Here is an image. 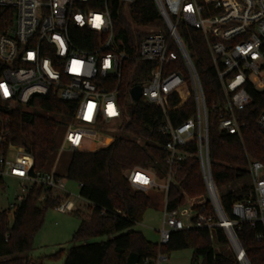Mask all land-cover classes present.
Segmentation results:
<instances>
[{
    "label": "built area",
    "instance_id": "1",
    "mask_svg": "<svg viewBox=\"0 0 264 264\" xmlns=\"http://www.w3.org/2000/svg\"><path fill=\"white\" fill-rule=\"evenodd\" d=\"M134 2L104 0L103 5H98L95 0H0V191L6 194L15 185L13 201L1 208L9 224L21 203L33 192H40L39 202H44L50 191L54 195L66 194L63 176L55 170L35 169L33 155L11 140L13 112H33V99L50 93L74 101L73 120L58 146V156L88 150V144L95 145L92 149L95 150L99 141L104 144L122 120L119 87L124 61L129 57L116 36L113 10L129 18ZM154 2L164 26L147 29L139 45L137 60L153 64L148 78L140 84V99L163 107L165 97L184 82L182 66L191 79L196 117L177 126L166 117L161 126L160 131L170 137L165 145L169 168L164 178L141 167L128 170L126 176L135 190H164L161 244H167L174 231L206 228L217 251L231 252L240 264H251L237 229L244 223L264 227V163L249 158L251 193L233 204L229 217L212 174L208 139L210 110L179 24L183 21L204 33L224 93L223 109L228 113L222 116L220 128L241 134L244 124L237 119L235 111L252 103L250 86L264 90V0ZM96 17H100L99 22ZM77 41L91 48L84 49ZM257 125L264 130V108ZM192 141L198 146L206 195L189 205L170 209L168 191L179 163L189 154L183 147ZM159 179H164V183L159 184ZM75 208L69 199L56 207L60 212ZM216 228H222L227 236L224 250L217 244ZM258 239L264 241V228Z\"/></svg>",
    "mask_w": 264,
    "mask_h": 264
},
{
    "label": "trees",
    "instance_id": "2",
    "mask_svg": "<svg viewBox=\"0 0 264 264\" xmlns=\"http://www.w3.org/2000/svg\"><path fill=\"white\" fill-rule=\"evenodd\" d=\"M95 1L98 5L104 3V0ZM113 16L120 47L129 55L124 61L119 87L122 120L109 145L71 152L66 178L79 183V193L88 202V212L76 211L80 224L63 264H158L160 256L167 257L175 250L186 248L193 249L191 264H240L233 253L215 249L206 228L174 231L167 244L150 241L143 232L133 229L152 206V199L149 194L131 187L126 172L141 167L154 171L160 178L165 177L169 168V152L165 145L170 137L160 128L166 117L176 126L196 117V101L191 79L182 66L184 82L165 97L163 107L144 99L136 102L131 99V88L142 84L153 67L152 63L136 58L141 39L147 29L162 28L164 23L154 0H135L129 18L116 10H113ZM179 32L204 89L210 110L208 139L212 174L218 188H223L220 194L224 210L232 217L233 204L248 198L251 193L249 158L264 163V130L257 125V118L264 108V90L250 86L252 103L235 111L237 119L244 124L241 134L222 130L221 118L228 113L223 109L225 97L204 33L183 21L179 24ZM77 44L84 49L91 48L80 41ZM33 104V112H13L11 140L33 155L35 169L49 171V165L58 155V130H66L72 122L76 102L50 93L35 97ZM183 149L189 154L179 163L175 181L170 185L167 202L170 209L185 204L187 197L206 192L196 142L192 141ZM39 193L33 192L21 203L11 224L0 207V264H41L25 254L33 247L47 209L59 206L69 194L54 195L50 191L44 202H39ZM263 228L261 224L253 227L244 223L237 229L251 264H264V241L258 239ZM104 236L110 238L95 240ZM215 236L217 244L224 250L228 244L224 230L216 228Z\"/></svg>",
    "mask_w": 264,
    "mask_h": 264
},
{
    "label": "rangeland",
    "instance_id": "3",
    "mask_svg": "<svg viewBox=\"0 0 264 264\" xmlns=\"http://www.w3.org/2000/svg\"><path fill=\"white\" fill-rule=\"evenodd\" d=\"M117 129V127L114 128V131L110 132L111 136L108 135L105 138L104 144L99 142L97 147L109 145L112 141L110 140L106 142V140L108 137L112 138L113 134L117 132ZM64 133V128L58 130L57 137L59 143L62 142ZM94 148L95 145L93 144H88L87 146L88 150ZM70 157V152H64L59 156L57 155L49 165L48 169L49 171L51 169L55 170L59 175L65 178L66 193L69 194L68 199L75 203L76 208L73 211L68 212H60L56 208L47 209L43 225L35 235L33 247L25 254L35 263L63 264L68 250L73 246L71 243L73 234L80 224V216L76 211H82L81 214L88 212V202L80 196L79 183L66 178ZM158 183L163 184L164 179H159ZM7 191L6 194L0 191V207L2 209L6 208L9 202L13 201L15 185H11ZM219 191L222 192L223 188L219 189ZM145 193L150 195L152 206L145 212L142 221L137 223L133 229L143 232L148 240L160 243V229L163 224V214L166 203L165 192L161 188H155ZM205 195L206 192L197 197H187L184 205L196 202L205 197ZM108 238L110 237L104 236L96 238L95 240L101 241L107 240ZM192 258L193 249H180L171 252L165 257V259L160 257L158 264H191Z\"/></svg>",
    "mask_w": 264,
    "mask_h": 264
},
{
    "label": "water",
    "instance_id": "4",
    "mask_svg": "<svg viewBox=\"0 0 264 264\" xmlns=\"http://www.w3.org/2000/svg\"><path fill=\"white\" fill-rule=\"evenodd\" d=\"M130 95L134 101H139L142 95V88L140 85H135L134 87L131 88L130 90ZM113 141L111 137H108L106 142L108 141Z\"/></svg>",
    "mask_w": 264,
    "mask_h": 264
},
{
    "label": "snow or ice",
    "instance_id": "5",
    "mask_svg": "<svg viewBox=\"0 0 264 264\" xmlns=\"http://www.w3.org/2000/svg\"><path fill=\"white\" fill-rule=\"evenodd\" d=\"M96 20H97V22H99L100 21V17H96ZM97 26H99V23H97ZM144 182H146V181H144Z\"/></svg>",
    "mask_w": 264,
    "mask_h": 264
}]
</instances>
